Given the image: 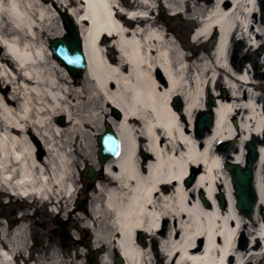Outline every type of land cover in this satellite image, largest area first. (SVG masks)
I'll list each match as a JSON object with an SVG mask.
<instances>
[{
  "label": "bare ground",
  "instance_id": "1",
  "mask_svg": "<svg viewBox=\"0 0 264 264\" xmlns=\"http://www.w3.org/2000/svg\"><path fill=\"white\" fill-rule=\"evenodd\" d=\"M131 1L140 10L129 11L127 18L118 0H0V184L16 196L37 199L40 208L51 204L60 211L72 206L81 164H90L88 170L101 175L75 228L94 229V242L104 244L107 264L114 244L121 264H154L159 255L165 264H255L260 258L264 264V146L255 174L260 199L250 220L253 235L242 237L249 238L246 249L238 242L247 216L235 207L233 169L223 168L226 157L216 147L237 128L241 137L239 145H232V159L242 163L247 138L264 129L260 82L249 68L233 69L228 58L236 35L251 45L258 43L255 37L264 40L259 1ZM161 3L182 16L190 12L183 18L197 27L186 42L156 16H148ZM63 11L75 18L86 52L89 66L82 81L53 56L51 41L49 46L44 41L50 21ZM213 32L215 45L205 53ZM109 42L118 57L109 54ZM209 94L218 101L215 121L200 139L190 131L197 111L207 109ZM179 97L184 106L176 112L171 100ZM108 107L118 109L121 118H107ZM107 122L119 135L122 152L102 167L95 162L91 139ZM84 141L90 142L81 147ZM198 169L195 182L185 183ZM221 185L227 206L218 199ZM26 231L22 224L8 237L9 230L3 229L0 264L70 261L55 245L50 258L32 263L26 240H17ZM141 232L159 241L158 252L136 238Z\"/></svg>",
  "mask_w": 264,
  "mask_h": 264
},
{
  "label": "rangeland",
  "instance_id": "2",
  "mask_svg": "<svg viewBox=\"0 0 264 264\" xmlns=\"http://www.w3.org/2000/svg\"><path fill=\"white\" fill-rule=\"evenodd\" d=\"M42 1V0H41ZM159 9V8H158ZM163 10L165 11V15L162 13ZM162 9H159L158 12L156 13L159 17V20L161 21L160 24L161 25H165V24H169V28L171 29L172 27H174L175 29L179 30V33H180V37L183 41L186 40V32H185V25H187L188 27L191 26L190 24H187L185 23L183 20H182V15L181 14H178L176 15L173 19H170L168 20V16L166 15H170L172 14L171 11L169 9H166V8H163ZM156 12V11H155ZM170 12V13H169ZM189 15H184L183 14V17H189L190 16V12H188ZM61 14L58 12L57 16L50 21L49 24H51L49 27L51 29V32L50 34L46 35L44 37V41L48 43V46H49V43L51 41V39L55 38L56 36H59V35H62L63 33H57V31H59V26L62 25V19H61ZM109 54L111 55H114L116 57H118V53L116 52V49L115 48H109ZM260 73H262V69L259 70ZM82 81V79H79ZM109 115L107 116V118H109V116H114V113H113V109L108 107L107 109ZM115 117V116H114ZM102 130L105 128V124L103 125L102 124ZM188 128L190 127V124H188L187 126ZM192 132V131H190ZM97 136L98 135H95L93 136L94 139H91L92 141V152H97V147H96V144H97ZM90 141L88 142H82V146L81 147H84V146H87L89 144ZM88 143V144H87ZM231 152V151H230ZM229 153V152H228ZM91 162V161H90ZM86 164H81L80 166V173H78V179L81 180V182L79 183V189H78V192L76 194V197L73 198V200L71 201V204L72 206L69 208V209H61V218L63 219H66L68 220V222L70 223L69 225H71V222L73 221L74 224H76V222L74 221V219H78L79 217L81 216H84L83 214L89 209V203L91 202L92 200V197H93V194H92V191L90 193V190L89 192L86 193V190H87V186L90 182V180L88 178H84L82 177V172H84L85 168H86ZM94 190V188H91ZM80 200L82 202H80ZM47 209L46 211H48V216H45V218H47V225H45V231H49L51 230V228L53 227L55 229V226L57 224L56 220L53 219L54 215L56 214L54 211H52V208L53 206L51 205H47L46 206ZM69 210H71L72 212H68ZM150 238V237H149ZM151 239V238H150ZM148 240V239H147ZM149 241V240H148ZM151 242H149L150 244ZM43 248H41L40 250H42ZM80 250H84L85 251V247L83 249H80ZM73 254V251L71 252L70 255ZM68 254H65L64 258L67 260V259H70V261L68 262L67 261V264H72V260L71 258H67ZM84 262V261H83Z\"/></svg>",
  "mask_w": 264,
  "mask_h": 264
},
{
  "label": "flooded vegetation",
  "instance_id": "3",
  "mask_svg": "<svg viewBox=\"0 0 264 264\" xmlns=\"http://www.w3.org/2000/svg\"><path fill=\"white\" fill-rule=\"evenodd\" d=\"M125 2H129L131 0H124ZM160 1V0H159ZM244 44L240 45V46H236L235 47V53L238 52L240 53V51L242 50ZM259 51H264V48H260L258 50ZM248 60V57L243 58V62L245 63ZM235 195H237L235 193ZM249 195L252 196V193H249ZM258 198V196H257ZM25 209L27 210V208L22 205L20 202L16 203L15 198L12 196H9L7 194L6 191H2L0 192V230L5 229L6 231L9 230V235L13 234L14 230L16 229V227L20 224L23 223L22 220H26V221H31V216H26V212ZM44 214H42L41 210L39 209L38 211H36L35 216H34V223L35 225H37L36 228V235L37 233L40 232L41 227L47 225L46 222H43V218ZM3 235V234H2ZM0 234V236H2ZM2 241H6L5 239H0ZM59 238L56 239H47V238H41V239H35L37 244H43V245H37L38 247H42V246H47V243L51 242H59ZM30 243H32V240H29ZM260 246V245H259ZM29 252L31 251V253H29V259L31 260L32 258L36 257L37 255H40V252L38 250H35L33 252L32 248H28ZM32 249V250H31ZM50 249L51 247H49L48 249H44V251L46 252V254L50 253ZM20 253V252H18ZM33 254H35L33 256ZM22 254H18L17 259H20Z\"/></svg>",
  "mask_w": 264,
  "mask_h": 264
},
{
  "label": "water",
  "instance_id": "4",
  "mask_svg": "<svg viewBox=\"0 0 264 264\" xmlns=\"http://www.w3.org/2000/svg\"><path fill=\"white\" fill-rule=\"evenodd\" d=\"M65 22L70 31V36L54 41L52 47L55 52L57 51L60 53V56H64L67 66L73 71V73L81 74V71L86 66L87 62L85 53L82 49L79 32L76 28H73L69 20H65ZM205 120L206 118L203 117L200 127L205 125Z\"/></svg>",
  "mask_w": 264,
  "mask_h": 264
}]
</instances>
